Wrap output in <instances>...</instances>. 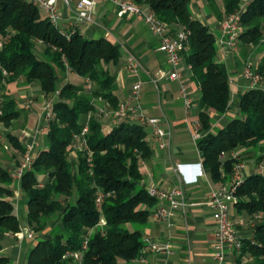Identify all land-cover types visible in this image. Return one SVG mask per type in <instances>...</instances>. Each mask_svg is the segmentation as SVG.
Instances as JSON below:
<instances>
[{"label":"trees","instance_id":"trees-1","mask_svg":"<svg viewBox=\"0 0 264 264\" xmlns=\"http://www.w3.org/2000/svg\"><path fill=\"white\" fill-rule=\"evenodd\" d=\"M134 1L150 7L161 21L188 30L183 59L201 91L196 118L202 131H208L210 111L224 114L230 99L226 67L216 61V37L209 25L194 18L191 0ZM205 1L218 21L240 10L241 5V0H221L220 9L217 0ZM240 25L243 31L238 46L245 56L264 39V0L247 2ZM3 38L0 122L9 127L21 113L7 90L8 84L20 77L26 84L37 83L43 96L53 99L42 144L36 147L30 168L21 175L19 187L27 198L29 229L40 233L52 218H58L60 225L49 238L35 242L25 264H125L140 258L146 245L143 230L157 202L140 184V162L151 156L148 132L144 125L128 119L116 120L104 132L99 114L100 108L115 109L119 102L110 66L119 62L121 46L107 37L87 38L78 32L66 39L28 0H0ZM38 42L43 46L39 53ZM255 70L264 76V54ZM71 73L84 83L70 82L67 76ZM238 101L237 117L196 141L202 165L215 183L227 181L233 173V150L264 144V89L250 88ZM85 125L84 144L74 165L69 151ZM7 138L13 148L24 153L25 146L15 135L8 133ZM12 182V174L0 164V232L18 237L21 227L14 212ZM98 190L104 194L101 203L96 202ZM236 194L234 207L238 211L264 215V169L246 176ZM101 218L104 226L91 232ZM240 242L232 264H264V220L255 224L251 237ZM66 251L81 256L75 260L65 256ZM8 262L7 256L0 255V264Z\"/></svg>","mask_w":264,"mask_h":264},{"label":"crops","instance_id":"crops-1","mask_svg":"<svg viewBox=\"0 0 264 264\" xmlns=\"http://www.w3.org/2000/svg\"><path fill=\"white\" fill-rule=\"evenodd\" d=\"M218 6L222 9L221 0H217ZM205 0H191V8L194 18L209 25L217 41L216 61L224 64L228 73L230 99L229 108L224 114L210 111L211 127L207 132H215L224 127L232 118L239 115V95L250 89L248 82L243 78L242 71L244 59L248 56L253 63L260 62L264 54V40L262 49L258 47L249 51L247 55L240 50H231L219 41V23L212 12L205 6ZM58 9L62 15V21L74 18V12L66 7L60 0ZM96 25L87 26L84 37L98 38L107 37L121 46V57L117 64L110 66L111 73L115 76V91L119 101L130 94L131 87L136 80L141 81L139 102L147 117L159 119V125L170 131V138L166 148H160L154 142L150 126H145L148 132V140L151 146V156L146 161L140 162L142 180L140 184L146 187L155 184L161 188H170L179 185L176 173L173 168L177 163L184 165L181 185L187 195L190 207L184 214L154 221L148 218V224L143 230V237L153 240L158 249L152 250L147 246L138 259L125 264H217L213 258V241L215 233V222L212 220L209 209L203 204L208 193L217 186L209 176L207 168L201 176L197 175L198 165L202 164L196 141L192 139L189 123L196 118V103L200 97V87L192 80V71L182 59L180 63L181 79H170L168 73L170 66L166 63L164 54L158 49V40L147 29V26L138 17H117L113 4L97 1L93 16ZM108 31L109 35L104 36ZM131 51L140 61L142 70L137 73L130 72L123 67L125 52ZM258 65H256L257 68ZM155 80V82H153ZM23 80H20L21 82ZM181 82H185L190 91L193 107L188 115L184 110L183 102L179 94ZM24 90H19L17 81L8 84L9 95L17 102L21 113L17 119H13L11 125L6 127L0 122V143L8 146L7 134L15 135L19 142L25 147L31 141L38 138L39 120L43 115L46 98L37 83L23 84ZM261 88L264 89V76L262 77ZM27 95H33V100H27ZM31 103V104H30ZM115 119L110 117L101 118L103 131L108 132L115 124ZM193 141V142H192ZM9 142V141H8ZM194 143L195 150H189L187 145ZM10 144V143H9ZM11 145V144H10ZM41 145V143H40ZM0 149V164L12 172L20 165L23 154L12 146ZM36 149V148H35ZM239 155L244 159L245 177L258 171V165L264 158V144L259 148L239 147L236 148ZM35 152V150H34ZM74 165L76 164L77 152L72 153ZM71 156V155H70ZM71 158V157H69ZM195 181H192L196 177ZM13 178V177H12ZM40 178V177H39ZM11 187L14 190L15 214L23 217L21 230L27 228L26 223V196L20 191L19 180L13 178ZM153 209V208H152ZM248 216L244 211L232 209V220L235 224L237 235L240 239L251 237L255 224L264 220V215ZM20 223V222H19ZM50 228H45L38 239L48 238L45 235ZM47 230V231H46ZM30 239L25 236L14 237L10 233L0 232V255L7 256L8 264H20V249ZM234 254L227 255V264H232ZM22 264H25L24 262Z\"/></svg>","mask_w":264,"mask_h":264},{"label":"built area","instance_id":"built-area-1","mask_svg":"<svg viewBox=\"0 0 264 264\" xmlns=\"http://www.w3.org/2000/svg\"><path fill=\"white\" fill-rule=\"evenodd\" d=\"M36 5L44 18H46L52 26H54L59 33L66 39H69L72 34L78 32L81 35L85 34L87 26L96 25L93 18L95 13V6L98 0H60L66 7H69L74 12V18L62 21V15L58 9L59 0H28ZM113 4L117 17H138L147 26L149 32L157 38L159 44L158 49L164 54L166 63L170 66L168 77L170 79H181L180 63L183 59V52L186 51L188 45V30L178 24H168L161 21L154 11L145 5L136 3L134 0H99ZM249 0H241L240 10L229 14L225 19L219 23V41L221 45H225L231 50L238 48L239 36L243 31L240 25L241 10L245 7ZM109 32L105 30L104 36H108ZM264 40V39H263ZM6 38L0 39V49L2 48ZM123 67L133 73L142 70V65L139 59L129 50L125 52L123 60ZM189 69L190 65H187ZM5 74V72H4ZM243 78L248 82L251 88H261L262 76L253 68L251 60L244 63ZM155 82V80H153ZM141 81L136 80L132 87L130 94L120 100L115 109L106 106L99 109L101 118H112L115 120L128 119L136 121L141 125L150 126L154 138V142L160 148L168 146L170 138V131L161 127L159 119L156 117H147L139 102ZM57 93V92H56ZM179 94L183 102L184 110L188 115L193 107V101L190 96V91L185 82H181ZM53 99H49L46 103L43 112L44 123L51 115ZM1 114V110H0ZM43 125V124H42ZM39 131H44L45 126L39 127ZM189 129L194 141L202 137L201 124L198 119H194L189 123ZM87 132V126H83L81 136L76 137L82 139ZM39 144L33 140L25 147L23 160L20 165L12 172V177L20 179L21 175L26 169H29L34 157V150ZM231 157L235 158L234 171L225 182H218L217 186L212 189L206 196L203 204L209 209L212 220L215 222V233L213 241V258L217 264H227V255L238 252L241 246L240 237L237 235L235 224L232 220V209L238 200L236 190L243 182L245 175V163L241 161L239 151L236 149L231 152ZM224 156V153H221ZM184 165L177 163L174 165V172L176 173L178 182L177 186L170 188H161L155 184L145 187L149 196L154 197L157 202L150 212L149 217L154 221L165 220L175 216L176 214H184L186 210L192 205L187 199L183 183L182 175L184 173ZM259 170H263V162L258 165ZM204 172L203 165H198L197 175L201 176ZM197 178L194 177L192 181ZM104 194L98 190L96 195V202L101 203ZM99 224L104 225L105 221L101 218ZM92 231V230H91ZM19 237L25 236L31 239L32 235L28 228L21 230ZM145 248L150 247L152 250L158 249L157 244L148 237H144ZM86 247V240L83 248ZM65 256L73 257L75 260L81 256L80 252L66 251Z\"/></svg>","mask_w":264,"mask_h":264},{"label":"rangeland","instance_id":"rangeland-1","mask_svg":"<svg viewBox=\"0 0 264 264\" xmlns=\"http://www.w3.org/2000/svg\"><path fill=\"white\" fill-rule=\"evenodd\" d=\"M195 10H193V8H192V12H194ZM149 31V30H148ZM262 45V42H261V44L260 45H258V46H261ZM257 46V47H258ZM256 47V48H257ZM42 48H43V46L38 42L37 44H36V52L37 53H39L41 50H42ZM256 48H253V50L254 49H256ZM247 60H252L251 58H250V56H248L246 59H244V62L245 61H247ZM253 63V62H252ZM256 65H258V63H253V68L255 69L256 68ZM68 80L70 81V82H73V83H76V84H82V83H84V80L82 79V78H80L78 75H76V74H74V73H71V74H68ZM20 80H22V78L20 77L18 80H17V84L19 85V90H24V88L22 87V85L23 84H25L23 81H21V82H19ZM1 90H0V102H1V100H2V98H1ZM26 99L27 100H33L34 99V97H33V95H27L26 96ZM48 100L49 99H47L46 100V103L48 102ZM46 103H45V106H46ZM31 104V103H30ZM45 106L43 107V108H45ZM1 110V109H0ZM43 117V116H42ZM41 117V118H42ZM41 118H40V120H39V122H40V128L42 127V126H45V129H46V123H44V121H43V119L41 120ZM43 124V125H42ZM3 125V124H2ZM39 129V128H38ZM45 131V130H44ZM44 131H40V133L38 134V138L37 139H35V141L39 144L38 146H41L40 145V143L42 144V141H43V133H44ZM193 142V141H192ZM191 142V144H189V145H187V148H189V150H192V151H194L195 150V145H194V143H192ZM10 142H8L7 141V144H8V146H11L10 144H9ZM7 146V147H8ZM6 146H3V143H0V149H1V151L2 150H4L3 148H7ZM82 147H83V141H82V139H75V141L72 143V147H71V150L69 151V157H71V158H69V160H72L73 161V156L74 155H72V153H74V152H79L81 149H82ZM258 147H255V149H257ZM25 152V151H24ZM24 154V153H23ZM71 155V156H70ZM264 156V155H263ZM240 158H241V161H243L244 162V159L240 156ZM263 162V167H264V158L262 159V161L260 162V163H262ZM72 163V162H71ZM245 163V162H244ZM40 178H42V176H39ZM257 217V218H256ZM254 218H256V219H259V215H255V217ZM104 221H105V219L104 218H102ZM18 220H19V222H20V224L22 225L23 224V217L21 216V215H19L18 216ZM60 225V222H59V220H58V218H52V219H50L49 221H48V224H47V226H46V228H50L47 232H45V235H47V237L49 238L50 237V235H51V232L54 230V228L55 227H57V226H59ZM104 225H101V224H99L98 223V225H96L94 228H92L91 230V232H93V231H95L98 227H103ZM28 228V227H27ZM28 230L30 231V233H31V235H32V237H31V239L29 240V242L27 243V244H24L22 247H21V249H20V254H21V257H20V264H22L23 262L25 263V261H26V258H27V255H28V252H29V250L33 247V245L35 244V242L37 241V240H39L38 239V237L41 235V234H44V233H42V232H40V233H36V232H34L33 230H31V229H29L28 228ZM121 264H124L123 262H121Z\"/></svg>","mask_w":264,"mask_h":264}]
</instances>
